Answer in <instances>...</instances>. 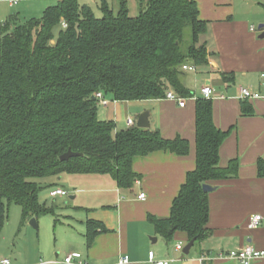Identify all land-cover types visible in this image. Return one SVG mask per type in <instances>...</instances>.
Returning <instances> with one entry per match:
<instances>
[{"label":"trees","instance_id":"trees-1","mask_svg":"<svg viewBox=\"0 0 264 264\" xmlns=\"http://www.w3.org/2000/svg\"><path fill=\"white\" fill-rule=\"evenodd\" d=\"M116 1L115 11L111 0H100L101 18L78 0H61L40 18L12 16L1 27L0 237L11 204L21 207L23 226L43 216L59 222L56 210L40 201L41 180L107 175L119 188L131 189L140 179L135 158L189 154V142L180 137L165 139L136 125L117 131L114 122L99 118L95 94L135 102L163 100L173 90L192 98L182 68L208 65L207 45L200 41L208 23L195 0H136L134 18L128 0ZM242 114H252L246 101ZM195 116L196 167L187 173L170 216L148 217L167 243L180 232L195 245L206 238L210 206L203 185L238 175L236 160L220 166L230 132L215 126L212 101L198 99ZM69 150L84 156L61 161ZM259 175L264 177L262 162ZM94 225L89 223L90 243L98 233Z\"/></svg>","mask_w":264,"mask_h":264},{"label":"crops","instance_id":"crops-1","mask_svg":"<svg viewBox=\"0 0 264 264\" xmlns=\"http://www.w3.org/2000/svg\"><path fill=\"white\" fill-rule=\"evenodd\" d=\"M11 1H18L16 12H12L16 5L11 6ZM60 1L0 0V40L1 27L10 17L21 21L40 18L47 8ZM131 1L128 0L129 13L134 18L139 12L138 4L133 0L135 8ZM195 2L200 19L208 23L200 41L207 45L209 57L208 65L189 64L196 71H184L185 87L193 92V97L186 99V107L166 99L117 102L106 97L108 106L99 104L98 111L99 118L114 122L117 131L130 128L124 123L127 110L124 106L139 109L135 118L126 117L135 125L141 114L150 112L151 129L158 130L165 139L187 140L189 154L181 157L170 152H154L135 158L133 171L140 179L131 189L119 188L107 175H69L78 179L72 181L77 192L73 196L76 201L71 208L73 214L55 223L53 254L50 255L49 248H40L38 257L28 264H62L72 254L80 256L74 259V264H118L123 256L130 258V264H149L150 252H154L157 261L172 260L171 264H240L226 255L246 246L264 250V177L259 175V164H264V99L247 100L252 114L245 116L242 114L245 100L240 98L241 88L264 93V39L260 38L264 28L259 30L264 26V0ZM82 5L91 7V1L85 0ZM135 9L136 15H132ZM253 27L257 32L251 31ZM207 85L214 91L211 100L214 124L221 131L230 132L220 149V166L227 168L236 160L238 175L208 183L215 190L209 193L207 237L188 256L182 254L177 258L168 254L165 258L164 253L159 252V256L156 253V245L163 239L156 234L148 217L170 216L172 202L187 173L196 167L195 108ZM140 194H145L144 200L139 199ZM256 215L262 220L256 228H250V220ZM89 223L95 224L98 232L92 243ZM174 240L184 246L189 243L188 236L181 232L175 234ZM16 262L20 264L23 260L16 257ZM253 264H264V259Z\"/></svg>","mask_w":264,"mask_h":264},{"label":"rangeland","instance_id":"rangeland-1","mask_svg":"<svg viewBox=\"0 0 264 264\" xmlns=\"http://www.w3.org/2000/svg\"><path fill=\"white\" fill-rule=\"evenodd\" d=\"M84 1L85 0H78L81 5ZM90 1L91 8L93 9L95 15L98 18H101L102 12L100 10V0H89V3ZM110 3L111 7L116 11L118 9L117 1L111 0ZM130 3H132L135 8L137 7L136 3L133 0ZM18 8L19 5L16 4V7L12 9V12H16ZM132 15H136V9L132 12ZM110 99L112 100V97H110ZM169 101L173 102L171 100ZM124 108L127 109L124 112V123L128 126V118L126 117L132 116L133 118H135V115H137L139 109H136V107L129 108L127 106H124ZM74 178L76 177L64 174L63 176H60L58 178H47L39 182L43 187V190L40 193V201L47 208L56 210L57 218L59 219V221H62L66 217V215L73 214L71 208L72 206H74V202L76 201H73L70 198L72 196H76L77 192H75L74 190L76 189V187L72 186V181L78 180ZM59 188L66 190L68 192V196L52 198L50 196V192L54 189ZM85 196H87V198L90 197L88 194H86ZM55 221L56 218L54 217L43 216L39 218L38 221L39 230L32 228L29 223L28 225L23 226L21 207L16 204H11L8 209V220L4 225L0 237V263L2 259H8L13 264H19L16 262V257H18L23 260V262L20 264H28L30 261L34 260L35 256L38 257V251L40 248H49L50 255H52V248L54 247V245H56V228L54 227ZM177 243H179V241L177 240H174L171 243H167L164 239L161 240L155 248L157 255L159 256L160 252L165 254V258L168 254L171 255V257H182V251H174L175 245H177ZM28 258H30V260ZM43 261H46V259L43 258Z\"/></svg>","mask_w":264,"mask_h":264},{"label":"built area","instance_id":"built-area-1","mask_svg":"<svg viewBox=\"0 0 264 264\" xmlns=\"http://www.w3.org/2000/svg\"><path fill=\"white\" fill-rule=\"evenodd\" d=\"M16 1H11L10 5L14 6L16 5ZM66 27V25L64 24ZM252 32H257L256 28L251 29ZM183 71H190L195 72L196 68L194 66L184 65L182 68ZM202 96L206 100H212L214 97V91L210 85L205 86L202 89ZM95 98L98 100L99 104L101 106H108L109 101L106 99V97L103 95V93L99 92L95 94ZM240 98L241 100H262L264 99V93L261 92H253L249 88H241L240 89ZM166 100H171L175 103H177L181 108L186 107V99L180 97L176 92L173 90H170L166 95ZM135 123L132 119L128 120V126L132 127ZM50 196L52 198L57 197H67L68 192L64 189H55L50 193ZM140 200L145 199V194H140L139 196ZM262 220V217L260 215H256L253 218H251L249 227L250 228H256ZM176 250L183 251L184 245L182 243L177 244ZM80 256L77 254H72L67 256L62 264H74V259H78ZM226 258L229 260H234L239 262L240 264H253L255 261L264 259V250H257L256 248L252 246H246L244 248H241L236 251H232L226 255ZM173 262L172 260L169 261H157L155 258L154 252L149 253V264H171ZM1 264H12L10 260H2ZM118 264H130V258L128 256H123L120 258Z\"/></svg>","mask_w":264,"mask_h":264},{"label":"water","instance_id":"water-1","mask_svg":"<svg viewBox=\"0 0 264 264\" xmlns=\"http://www.w3.org/2000/svg\"><path fill=\"white\" fill-rule=\"evenodd\" d=\"M264 28V26H260L259 27V30H262ZM261 39H264V33L260 36ZM95 99V98H94ZM149 118H150V112H145L143 114H141L138 119H137V124L136 126L140 129H150L151 128V124L149 122ZM84 155L82 153H75L71 150H69L67 153H65L64 155L61 156L60 160L61 161H68L70 160L71 158H75V157H83ZM215 190V188H213L212 186H210L209 184H205L203 185V191L205 193H212L213 191ZM71 200L74 199V197L72 196L70 198ZM29 225L36 229V230H39V227H38V221L36 218H32L30 221H29ZM154 242H156L157 240L154 238L153 240ZM195 245V240H192L190 241L183 249V254L185 256H188L190 254V251L191 249L194 247Z\"/></svg>","mask_w":264,"mask_h":264}]
</instances>
